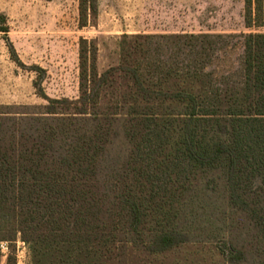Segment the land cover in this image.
Instances as JSON below:
<instances>
[{
  "label": "trees",
  "instance_id": "trees-1",
  "mask_svg": "<svg viewBox=\"0 0 264 264\" xmlns=\"http://www.w3.org/2000/svg\"><path fill=\"white\" fill-rule=\"evenodd\" d=\"M244 4L262 27L264 0ZM97 16L79 0L81 28ZM213 38L124 35L104 73L82 38L76 100L1 112L0 244L20 240L31 264H180L209 199L238 237L231 264H264V35L243 36L235 74L212 69Z\"/></svg>",
  "mask_w": 264,
  "mask_h": 264
},
{
  "label": "rangeland",
  "instance_id": "rangeland-1",
  "mask_svg": "<svg viewBox=\"0 0 264 264\" xmlns=\"http://www.w3.org/2000/svg\"><path fill=\"white\" fill-rule=\"evenodd\" d=\"M97 11V19L81 28L79 0H0V113L40 112L46 98L76 100L82 38L96 43L104 73L119 64L124 35H209L220 49L212 69L235 74L243 36L264 35V23L246 27L244 0H97ZM123 147L120 138L112 150ZM219 203L200 200L198 218H189L194 224L188 245L173 254L174 263L231 264L238 257L232 248L238 237L213 214ZM9 246L0 244L1 264H7ZM12 247L16 264H31L26 244L18 240ZM247 261L234 264H257Z\"/></svg>",
  "mask_w": 264,
  "mask_h": 264
}]
</instances>
